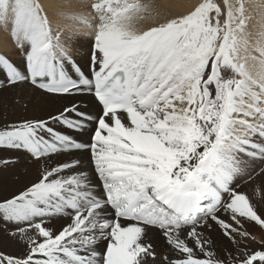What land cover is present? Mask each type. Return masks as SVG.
<instances>
[{"label": "snow or ice", "instance_id": "1", "mask_svg": "<svg viewBox=\"0 0 264 264\" xmlns=\"http://www.w3.org/2000/svg\"><path fill=\"white\" fill-rule=\"evenodd\" d=\"M85 3L98 21L92 79L60 42L63 29L53 35L39 0H0V31H8L24 61L21 70L0 54L7 84L27 81L62 94L87 86L102 105L90 144L36 120L0 129V147L24 149L36 159L68 148L90 150L104 190L103 196L96 193L83 173L60 176L73 167L66 163L0 202V221H24L37 234L23 259L0 255V264H146L147 257L155 258L143 241L147 226L158 227L181 254L165 257L167 264H264V241L260 250L225 261L205 250L195 227L188 237L200 255L179 234L211 218L231 238L238 229L219 217L221 208L237 225L239 217L264 227L249 197L233 187L247 174L241 155L264 160V11L252 43L246 0H224L226 13L215 0H201L186 14L144 30L137 23L155 19L159 9L143 0H53L51 7L56 17L93 27L77 11ZM68 113L85 118L71 107L49 119L83 127ZM57 214L70 220L57 232L42 220L33 223ZM98 239L106 245L102 252L93 247Z\"/></svg>", "mask_w": 264, "mask_h": 264}, {"label": "bare ground", "instance_id": "2", "mask_svg": "<svg viewBox=\"0 0 264 264\" xmlns=\"http://www.w3.org/2000/svg\"><path fill=\"white\" fill-rule=\"evenodd\" d=\"M217 1L226 13L227 9L224 0ZM39 2L44 6L52 21L53 35H55L57 31L63 29L60 42L68 50L72 59L86 69L90 59L91 50L89 48L84 47L85 54L82 53V55H79L80 57L77 56L74 58V51H76L78 46V49H80L81 38L87 37V34H83L87 33L85 24L64 20L54 16L51 7L53 0H39ZM143 2L158 3L161 1L143 0ZM170 2H172L170 4H173V8H175L174 12L176 15L177 12L187 13L200 3L201 0H171ZM161 3L166 4L167 2L164 0ZM230 3L235 5V0H230ZM261 4H264V0H246L247 11L245 15L251 17L248 21V28L246 31L252 33L250 41L252 43H254L257 38L256 33L260 28L261 13L264 11V9L260 7ZM85 8H88L86 3L85 6L78 8L77 11L83 12ZM90 19L92 18L88 20L90 21ZM223 20L221 21L222 23ZM66 25L70 27H65ZM10 27L11 25L9 23V30ZM76 29H78V31H75ZM139 29L144 30L146 27ZM72 32L75 34H71ZM68 33L71 35H67ZM80 35H82V37ZM249 51L252 52V49H249ZM0 54H4L6 57L10 58L14 64L23 70L24 61L21 53L17 50L16 46L14 47V43L11 41L8 31H0ZM252 54L255 55L256 53L252 52ZM252 63L253 62L250 60L249 64L251 65ZM0 76L4 77V74L0 73ZM2 81V85H5V83L7 84L6 80ZM6 87L8 88V92L5 94L0 93V129L4 128L6 125L16 124L22 121L46 120V118L54 117L55 114L61 112L70 105H75L90 114L99 113L98 105L90 95L48 94L36 89L27 81L14 85L7 84ZM32 96L37 97L41 102L33 103L31 100ZM45 111H48L46 117L37 118V115ZM27 112H29V118L31 120L26 119L24 116ZM49 118L47 120L49 125L55 126L57 121L50 120ZM82 123L83 127L75 131L67 130L73 135L76 143H80L79 139H82V136H88L87 128L90 129L93 125V121L82 120ZM241 159L248 162L247 174L238 178L233 187H237L238 191L245 193L249 197L254 208L258 211V214L264 218V160H253L244 155H241ZM66 163L72 164L73 167L62 171L59 174L60 176L83 173L91 185L94 186V191L100 194V183L94 175L93 167L89 161V153L87 151H60L36 159L24 149H14L6 146L0 147V202L19 195L33 183L38 182L46 170ZM105 212L108 216L112 215L110 209H106ZM217 214L221 219L231 224L233 228L238 229V231L232 232L230 238L225 235L220 225L211 218H207L206 222L202 224L197 223L194 226L182 227L179 233L180 238L184 239L188 246L194 249L197 255H200V253L196 246V241L194 238L188 237V232L192 227H195L199 239L206 242L204 244L205 250L213 252L217 259L227 261L230 257H240L245 251L252 252L260 250L259 242L264 241V227L239 217L240 224L237 225L222 208ZM201 218L202 220L205 219L204 217ZM39 220H42L43 225L54 232L59 231L66 224L70 223L66 214L36 217L33 218V223ZM20 228L26 230L21 232L18 230ZM242 232H247L248 235H241ZM36 235L33 229L27 228V224L24 221H0V255L23 259L28 252L29 238L36 237ZM143 241L145 244H151L152 250L155 252V258H146V264H167L165 257H167L168 260H174L181 255L179 252L173 251L166 238L163 237L162 232L157 229L146 227ZM103 245L104 244L98 239L96 245L93 247L98 246L102 248Z\"/></svg>", "mask_w": 264, "mask_h": 264}, {"label": "rangeland", "instance_id": "3", "mask_svg": "<svg viewBox=\"0 0 264 264\" xmlns=\"http://www.w3.org/2000/svg\"><path fill=\"white\" fill-rule=\"evenodd\" d=\"M157 1H164V0H157ZM171 0H166V4L165 3H161V2H152L151 4L152 5H154L157 9H159V15H157L156 16V18L155 19H147V20H142V21H139L138 23H137V26H138V29L139 28H142V27H146V28H148V27H151V26H155V24H158V23H161V22H163L165 19H167V18H171L172 16H176V15H182V14H186V13H181V12H177V14L175 15V12H174V9L175 8H173V4L171 5L170 3H172V2H170ZM215 2L216 3H218V1L217 0H215ZM235 3H236V0H235ZM221 9H222V7H221ZM183 10V9H182ZM83 13L85 14V16L89 19V18H92V19H90V21H91V24L93 25V27H88L86 24H85V30L87 31V33H83V34H87V37H83V38H81V45H80V49H78L79 48V46H78V48H76V51H74V57H80L79 55H82V53L83 54H85V51H84V47H86V48H89L90 50L92 49V45H93V35H92V33H93V31H94V25H95V23L96 22H98V21H95V20H93V17L95 16V13L94 12H92V10L88 7V8H85L84 10H83ZM222 13H225V11L222 9ZM225 18V16L222 14L221 16H220V21H222L223 19ZM222 23V22H221ZM67 35H71L70 33H68ZM81 37H82V35H80ZM14 47H15V44H14ZM78 49V50H77ZM229 75H231V73H229ZM2 80H5L4 79V77H1L0 76V81H2ZM6 83H5V85H1L0 87H1V91H0V93L1 94H5V93H7L8 92V88L6 87ZM31 100L33 101V103H39V102H41V100L40 99H38L37 97H35V96H32L31 97ZM72 106H74V105H72ZM75 107V106H74ZM75 108H78L79 109V107H75ZM48 115V111H45L44 113H41V114H39V115H37V118L39 117V118H41V117H46ZM93 115V117H96L98 114L97 113H94V114H92ZM24 116L26 117V119H30L29 117H30V115H29V112H27V113H25L24 114ZM23 116V117H24ZM95 119V118H94ZM31 120V119H30ZM93 126V125H92ZM92 126L90 127V129L89 128H87L88 129V134L90 133V130L92 129ZM88 141V140H87ZM46 161V160H45ZM44 161V162H45ZM202 219V218H201ZM95 249H98V250H102V248H100V247H98V246H95L94 247ZM234 252V251H233Z\"/></svg>", "mask_w": 264, "mask_h": 264}]
</instances>
